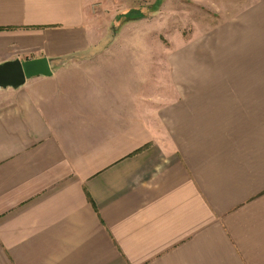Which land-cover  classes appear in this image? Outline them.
Wrapping results in <instances>:
<instances>
[{
    "label": "crops",
    "instance_id": "obj_1",
    "mask_svg": "<svg viewBox=\"0 0 264 264\" xmlns=\"http://www.w3.org/2000/svg\"><path fill=\"white\" fill-rule=\"evenodd\" d=\"M158 1L0 0V65L52 69L0 88V264H264V0L221 67L111 37Z\"/></svg>",
    "mask_w": 264,
    "mask_h": 264
},
{
    "label": "rangeland",
    "instance_id": "obj_2",
    "mask_svg": "<svg viewBox=\"0 0 264 264\" xmlns=\"http://www.w3.org/2000/svg\"><path fill=\"white\" fill-rule=\"evenodd\" d=\"M144 13L146 21L134 27H125L124 19L128 13L121 14L110 27L111 37L119 35L123 41L139 40L122 42L127 49L187 52L191 58L186 62L192 66L231 65L228 41L232 39V33H236V27L223 26L221 0H159ZM184 60L176 61L183 63Z\"/></svg>",
    "mask_w": 264,
    "mask_h": 264
},
{
    "label": "water",
    "instance_id": "obj_3",
    "mask_svg": "<svg viewBox=\"0 0 264 264\" xmlns=\"http://www.w3.org/2000/svg\"><path fill=\"white\" fill-rule=\"evenodd\" d=\"M51 63L46 58L11 61L0 65V88H19L31 78L51 76Z\"/></svg>",
    "mask_w": 264,
    "mask_h": 264
},
{
    "label": "trees",
    "instance_id": "obj_4",
    "mask_svg": "<svg viewBox=\"0 0 264 264\" xmlns=\"http://www.w3.org/2000/svg\"><path fill=\"white\" fill-rule=\"evenodd\" d=\"M142 18H144V16L140 12L131 11V12L128 13L127 17L124 19V23H128V22H131V21H136V20H139V19H142Z\"/></svg>",
    "mask_w": 264,
    "mask_h": 264
}]
</instances>
